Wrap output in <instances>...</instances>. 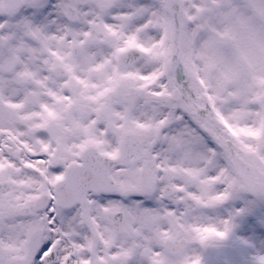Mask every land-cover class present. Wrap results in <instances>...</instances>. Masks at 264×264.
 Listing matches in <instances>:
<instances>
[{"label": "snow or ice", "instance_id": "snow-or-ice-1", "mask_svg": "<svg viewBox=\"0 0 264 264\" xmlns=\"http://www.w3.org/2000/svg\"><path fill=\"white\" fill-rule=\"evenodd\" d=\"M0 264H264V0H0Z\"/></svg>", "mask_w": 264, "mask_h": 264}]
</instances>
